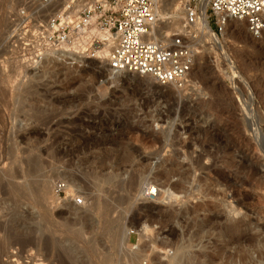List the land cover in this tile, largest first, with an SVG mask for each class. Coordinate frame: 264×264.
I'll use <instances>...</instances> for the list:
<instances>
[{
  "label": "rangeland",
  "instance_id": "rangeland-1",
  "mask_svg": "<svg viewBox=\"0 0 264 264\" xmlns=\"http://www.w3.org/2000/svg\"><path fill=\"white\" fill-rule=\"evenodd\" d=\"M16 5L17 0H0V179H5V186L0 184V251L5 246L0 264H63L67 257L46 243L57 231L74 249L68 264H137L129 253L145 244L151 252L143 261L149 264H169L171 254L181 252L190 254L193 264H256L254 260L264 258V240L250 237L255 230L245 234L250 240L241 246L227 237L207 239L197 224L203 213L226 215L225 206L235 208L242 199L240 214L248 227L264 226V35L253 38L245 23H239L225 29L226 40L223 34L219 45L206 37L189 85L175 89L134 74L111 75L106 61L83 56L41 68L21 64L6 40L8 16ZM209 127L222 136L218 157L225 156L234 167L244 157L238 171L226 169L240 192L231 196L232 191L217 184L218 200L198 194L206 177L194 164L202 154L197 141L209 136ZM209 150L214 153L213 147ZM206 157L200 166L210 165ZM32 160L38 161L37 169ZM170 166L188 171L180 190L173 188L178 175L162 177ZM111 171L112 181H106ZM16 173L19 178L3 177ZM137 174L154 183L157 195L143 194L132 178ZM57 182L69 185L60 197L53 191ZM10 185L20 191L33 185L40 196L26 192L18 200ZM172 192L178 197L168 199ZM76 199L82 202L76 204ZM208 201L212 214L199 211L198 219L190 212L179 218L183 210ZM67 224L72 230H63ZM15 228H34L36 240L28 245L12 238L2 245L5 232Z\"/></svg>",
  "mask_w": 264,
  "mask_h": 264
},
{
  "label": "built area",
  "instance_id": "built-area-1",
  "mask_svg": "<svg viewBox=\"0 0 264 264\" xmlns=\"http://www.w3.org/2000/svg\"><path fill=\"white\" fill-rule=\"evenodd\" d=\"M161 2L17 0L8 16L7 44L26 66H36L49 51L67 49L86 59L104 56L113 70L181 89L190 83L206 37L219 40L229 20L243 21L253 38L264 35V0H207L203 14L201 0H187L180 3L183 18L178 29L154 38L152 32L163 24L158 14ZM65 189L62 182L53 186L57 197ZM153 195L150 190L146 197Z\"/></svg>",
  "mask_w": 264,
  "mask_h": 264
},
{
  "label": "bare ground",
  "instance_id": "bare-ground-1",
  "mask_svg": "<svg viewBox=\"0 0 264 264\" xmlns=\"http://www.w3.org/2000/svg\"><path fill=\"white\" fill-rule=\"evenodd\" d=\"M185 1H187V0H162V2H161V5H160V7H159V9H158V14H159V19H160V22L161 23H163V24H160L159 25V28L157 29V30H154L153 32H152V36L154 37V38H157V37H159V35H163V36H166V35H169L170 34V32H172V31H174L175 29H178V27H179V25H180V23H181V20H182V18H183V11H182V8L180 9L179 7L181 6L180 5V3H182V2H185ZM206 6H207V0H201V4H200V7H199V9H200V11H201V13L203 14L204 13V11H205V8H206ZM203 19V18H202ZM206 19V17H204V20ZM239 23H244L243 21H236V20H229L228 22H227V24H226V31L229 29V27L231 28H237V26L239 25ZM225 33V32H224ZM223 33V34H224ZM223 34H222V36H223ZM227 36V32H226V34H224V36H223V39H224V41L223 42H225V40H226V36ZM209 37V36H208ZM209 40H211L214 44H217V45H219L220 44V41L219 40H216L215 38H213V37H209ZM205 46V45H204ZM228 47V46H227ZM204 49V48H203ZM202 49V50H203ZM228 50V49H227ZM103 55H105L106 56V54H107V51L105 50L104 51V53H102ZM80 57H82L81 55H79V54H77L76 52H73V51H71V50H67V49H58V50H53V51H49V52H47L46 53V55L42 58V61L41 62H39L37 65H39L40 66V68L41 67H45L46 65H49V64H51V63H56V62H58V61H62V60H64V59H66L67 60V58H69V60H74V59H79ZM86 59V58H85ZM96 59H99V60H101V61H106V59H105V57L104 56H99V57H97ZM98 60V61H99ZM17 61H19L20 63H21V61L18 59ZM22 64V63H21ZM107 64V63H106ZM36 65V66H37ZM107 66H108V64H107ZM195 67H198V66H195ZM194 70V69H193ZM108 71H109V74H111V75H118V74H121L122 72L121 71H116V70H113V69H111V68H108ZM192 73H193V71H192ZM44 123V122H43ZM49 124V123H48ZM46 125V124H45ZM42 126V125H41ZM49 126V125H48ZM48 126H46V127H48ZM43 127H45V126H43ZM221 129V128H220ZM223 129H224V127H223ZM209 136L206 138V139H202V140H200V138H199V140L197 141V143L199 144V147H201L200 148V150L202 151V154H200V155H198V157L196 158V160H195V162H194V164H195V166L196 167H198V169L199 170H203V171H205V176L204 177H206V179H205V182H204V186H205V188H204V190L202 189V188H200V190H199V192H198V194L199 195H201V197L202 198H206L207 200H211V199H214V200H218L217 199V197L219 196L218 195V192H216L215 190H214V186L216 187V185L217 184H220V185H222V186H224V187H226L227 189H229L230 191H232L231 193V196L233 195H236L237 193H239L240 191V189H239V187H238V185H237V181H235L234 179L236 178V177H234V179H232L229 175H228V171H226V169L227 168H229V167H233V169L234 168H236L235 170H239L241 167H242V164L240 165V163H244V157H241V158H239L240 160H239V163L238 164H236L235 163V167L233 166V164L232 163H230V162H228V161H225L224 160V158H225V156H222V155H220L219 157H218V153L219 152H221V147H220V145H221V137L222 136H220V132H219V130L218 129H215V128H213V127H209ZM224 131V130H223ZM207 133V132H206ZM222 134H223V132H222ZM221 134V135H222ZM86 135V134H85ZM208 135V134H207ZM224 136V135H223ZM224 138V137H223ZM81 140V139H80ZM79 140V141H80ZM227 141V139H225V142ZM225 142H223V144H225ZM234 143H236L235 141H233ZM227 144V143H226ZM233 145V144H232ZM230 146H231V144H230ZM237 146V145H236ZM209 147H213L214 148V153H211L210 152V150H209ZM75 148V147H74ZM85 148V147H84ZM229 148V147H228ZM234 148V147H233ZM232 148V149H233ZM238 148H239V145H238ZM80 149V148H79ZM79 149H78V147H77V152L79 153ZM235 149V148H234ZM233 149V150H234ZM84 150V149H83ZM228 149L227 148H224L223 149V153H226V152H228L227 151ZM68 151V150H67ZM73 152V151H72ZM88 152V151H87ZM89 153V152H88ZM126 154H128V153H126ZM227 154V153H226ZM230 154V153H229ZM231 154H233V153H231ZM236 154V153H235ZM245 154V153H244ZM57 155V154H56ZM90 155V154H89ZM92 155V154H91ZM107 155V154H106ZM122 155V154H121ZM224 155V154H223ZM61 156V155H60ZM128 156V155H127ZM203 156H207L208 158L210 157L211 158V162H210V165L209 166H207V167H202V166H200V160L203 158ZM226 156H228V155H226ZM245 156V155H244ZM88 157V156H87ZM105 157V156H104ZM125 157H126V155H125ZM206 157V158H207ZM239 157H240V155H239ZM95 158V157H94ZM97 158V157H96ZM109 158V157H108ZM127 159V158H126ZM100 160V159H99ZM102 161V160H101ZM127 161V160H126ZM235 161V160H234ZM234 161H233V163H234ZM120 162V161H119ZM218 162H220V164H222V165H224L222 168L221 167H219L218 165H219V163ZM37 163H38V161L37 160H32V165H33V168L35 169L36 167H37ZM165 163V162H164ZM89 164V163H88ZM92 164V163H91ZM104 164V163H103ZM107 164V163H106ZM109 164V163H108ZM231 164H232V166H231ZM39 165V164H38ZM221 165V166H222ZM91 166V165H90ZM100 166V165H99ZM110 167V169H113V167L111 166V165H109ZM171 167V168H170ZM167 170H165L163 173H161L162 174V177H164V179L165 178H168L172 173H174V174H176V175H178V177H179V183H177L178 185H174V189L177 191V189H181L182 188V186H183V184L185 183V182H187V181H185L186 179H188L187 178V175H188V171H186V170H183V171H180V169L178 170V169H173L172 168V166H170ZM178 168V167H177ZM37 169V168H36ZM91 169V168H90ZM89 169V170H90ZM124 169V168H123ZM73 170V169H72ZM114 170V169H113ZM198 170V171H199ZM234 170V171H235ZM92 171V170H91ZM116 171V170H115ZM123 171V170H122ZM80 172V171H79ZM126 172V171H125ZM125 172H123V173H125ZM232 172V171H231ZM247 172V171H246ZM82 173V172H81ZM230 173V172H229ZM84 174H85V172H84ZM113 174H114V172L113 171H111V172H109L107 175H105V180L106 181H112L111 179L113 178ZM116 174V173H115ZM126 174V173H125ZM81 175V174H80ZM122 175V174H121ZM237 175H238V173H237ZM241 175V174H240ZM3 176V175H2ZM84 176V175H83ZM116 176V175H115ZM141 176L142 175H140V174H137L135 177H132V178H135V180L137 181V184H139L141 187V191L143 192V194L144 193H146L147 192V194L149 193V191L150 190H153V182H145V181H141ZM241 176H243V175H241ZM240 176V177H241ZM3 177H5V178H14V179H16L17 177L19 178V175L16 173V174H12V175H5V176H3ZM104 177V176H103ZM174 177V176H173ZM239 177V176H238ZM21 178V177H20ZM94 178H96L95 176H94ZM131 178V179H132ZM177 178V177H176ZM243 178V177H242ZM3 179L4 178H1L0 179V184L2 185L5 181H3ZM241 179V178H240ZM5 180V179H4ZM152 180V179H151ZM199 180V179H198ZM201 180V179H200ZM242 180V179H241ZM2 181H3V183H2ZM247 182V181H246ZM134 183H135V181H134ZM248 183V182H247ZM5 184V183H4ZM3 184V185H4ZM7 184H10V183H8L7 182ZM136 184V183H135ZM186 184V183H185ZM189 184V183H188ZM241 184L243 185V182L241 181ZM12 185V184H11ZM11 185H10V187H11ZM119 185V184H118ZM202 185V186H203ZM241 185V186H242ZM5 186V185H4ZM8 186V185H7ZM33 186V185H32ZM31 186V187H32ZM134 186V185H133ZM219 186V185H218ZM0 187H3V186H0ZM9 187V186H8ZM12 187H13V185H12ZM10 188V192H11V194H13V196L14 197H18V200L20 199L19 198V196H21L22 194H25L26 192H29V193H32V194H34L35 196H36V198H38L39 196H40V193L39 192H36L33 188H31L30 187V185L29 186H26V187H24L23 189H21V191L20 190H17L18 188H16V189H14V188ZM15 187V186H14ZM135 187V186H134ZM20 188V187H19ZM66 188H69V185H67V183H66ZM115 188V187H114ZM186 188V187H185ZM2 190H3V188H1ZM0 189V190H1ZM6 190H8L7 188H5ZM183 189H184V187H183ZM5 191V190H4ZM154 191H155V194L157 195V189H155L154 188ZM168 191V190H167ZM167 191H164L165 193L167 192ZM220 191V190H219ZM7 192V191H6ZM221 192V191H220ZM9 193V192H8ZM113 193V192H112ZM7 194V193H6ZM146 194V195H147ZM145 195V194H144ZM165 194H162L161 196H162V198H164L163 196H164ZM10 196H12V195H10ZM160 196V195H159ZM222 196V195H221ZM16 197V198H17ZM168 199H171V198H177L178 196L176 195V194H174L173 192L172 193H170L168 196H166ZM13 198V197H12ZM15 198V199H16ZM161 198V197H160ZM234 198V197H233ZM232 198V199H233ZM239 198V197H238ZM14 199V198H13ZM23 199V198H22ZM227 199V198H226ZM16 201V200H15ZM113 201V200H112ZM221 201V203H224L225 202V200H224V196H222V199L220 200ZM17 202V201H16ZM18 203V202H17ZM89 203V202H88ZM228 202H226L225 204H227ZM230 203H232L231 201H230ZM242 203H243V200L242 199H237L236 200V206H235V208H232V204L230 205V206H228V205H226L225 206V208L227 209V212L225 213L226 215H219V214H213V215H205L204 216V213H203V218L202 219H200V220H197L198 221V228H199V233H203V234H205L206 236H207V239H208V237H216V238H219V237H225V239H226V237H227V239H228V241H230L231 240V242L232 243H237V244H239V245H241L242 246V244H244V243H246V242H248L250 239H249V237L247 238V236L245 235V234H247L248 232H251V231H253V230H255L254 232H253V235H251L250 237L252 238V237H254V238H261L262 240H264V226L263 227H260V226H254V228L253 229H250L248 226H249V224L247 225V222L244 220V217L240 214V211H241V206H242ZM95 204V203H94ZM116 204V203H115ZM72 205V204H71ZM115 206V205H114ZM217 207V206H216ZM215 207V208H216ZM74 208V207H73ZM104 209H105V211H107V210H109L110 209V207H109V205H106L105 204V206H104ZM72 210V209H71ZM70 210V211H71ZM86 210V209H85ZM113 209H111V211H112ZM213 210V207H212V205H210V201H208V202H203L202 204H198V205H196V207L192 210H183L181 213H180V219L183 217L184 218V216L186 217V214H191L190 212H192L193 214H197L199 211H203V212H207V213H210V214H212V211ZM69 211V210H68ZM69 211V212H70ZM117 211V210H116ZM218 212V211H217ZM68 213V212H67ZM72 213V212H71ZM90 213V212H89ZM107 213V212H106ZM110 213V212H109ZM113 213V212H112ZM206 213V214H207ZM65 213H60V216L61 215H64ZM113 215V214H112ZM241 215V216H240ZM68 216H70V215H68ZM111 216V215H110ZM191 216H193V215H190V217L189 218H191ZM196 216V215H195ZM197 216H198V214H197ZM79 217V216H78ZM104 217V216H103ZM113 217V216H112ZM188 217V216H187ZM88 218V217H87ZM90 218V217H89ZM107 218V217H106ZM177 218V217H176ZM196 218V217H195ZM194 218V219H195ZM198 219H199V216L197 217ZM110 219V218H109ZM185 219V218H184ZM26 220V219H25ZM63 220V219H62ZM108 220V219H107ZM114 219H112V221H113ZM149 220V219H148ZM175 220V219H174ZM186 220H187V218H186ZM185 220V221H186ZM84 221V220H83ZM87 221V220H86ZM91 221V220H90ZM109 221V220H108ZM182 221V220H181ZM16 223V222H15ZM22 223V222H21ZM178 223V222H177ZM184 224V223H183ZM196 225V224H195ZM1 226V225H0ZM18 226H19V224H18ZM183 226V225H182ZM8 226H5V229L7 228ZM12 227V226H11ZM71 227V226H70ZM69 227V225L67 224V225H64V229L63 230H66V231H70V230H72V227L70 228ZM180 227V226H179ZM91 228V227H90ZM144 228V227H143ZM149 228V227H148ZM249 230H248V229ZM2 229V228H1ZM34 229V228H33ZM33 229H29L28 231H25V232H22V230L20 231V230H18V232H17V229L15 228L14 230H13V233H11V232H9V231H6L5 232V234H4V236H3V242H2V245H4V244H7L12 238L13 239H17V240H20V241H22L23 243H25V244H28V245H30L31 243L33 244V242L36 240L35 239V234L37 235V230L35 231V230H33ZM12 231V230H11ZM57 231V230H56ZM68 233V232H67ZM175 233H176V231H174V229H168V234L169 235H175ZM191 234V233H190ZM104 235V234H103ZM195 235H197V234H195ZM204 235V236H205ZM248 236H249V234H247ZM35 236V237H34ZM168 236V235H167ZM178 236V235H177ZM201 237H203V236H201ZM67 238V237H66ZM221 239V238H220ZM223 239V238H222ZM47 241H46V243H47V246L48 247H52V248H55V250H57V252H58V254H59V256H62V253H63V257H64V255L67 257L66 258V260H70L71 258H72V256H71V252H72V247L69 245V243H68V241H66V239H65V234L63 233V231H57V232H52V234H51V236H50V238H47L46 239ZM124 240V239H123ZM192 240H193V238H192ZM216 240H218V239H216ZM256 240V239H255ZM126 241V240H125ZM223 241V240H222ZM227 241V240H226ZM83 242V241H82ZM143 242V241H142ZM151 242V241H150ZM174 242V241H173ZM218 242H219V240H218ZM125 243V242H124ZM147 243V242H146ZM211 242H209V244H210ZM220 244V243H219ZM2 245H1V247H2ZM45 245V244H44ZM124 245V244H123ZM157 245V244H156ZM223 245V244H222ZM234 245H236V244H234ZM180 246V245H179ZM4 248H5V246H3ZM35 247H36V244H35ZM47 247V248H48ZM153 247L155 248V245H153V246H151V248L153 249ZM165 247V246H164ZM223 247V246H222ZM221 247V248H222ZM224 247H225V245H224ZM227 247L228 246H226V249H227ZM231 247V246H230ZM237 247H238V245H237ZM240 247V246H239ZM3 248V249H4ZM9 248V247H8ZM46 248V249H47ZM72 248V249H71ZM92 248V247H91ZM174 248V247H173ZM220 248V247H219ZM1 249V248H0ZM2 249V250H3ZM95 249V248H94ZM156 249V248H155ZM179 249V248H178ZM207 249V248H206ZM225 249V250H226ZM1 250V251H2ZM74 250V249H73ZM219 250H221V249H219ZM261 250V249H260ZM1 251H0V253H1ZM148 251H149V253L151 252L150 251V247L149 246H146V244L145 245H143L141 248H139V249H134L133 251H131L129 254H130V256H131V258H136L135 260H137L136 261V263L137 264H140V263H142V261H143V259H144V257H147V256H149V255H145V253L147 252L148 253ZM217 251H218V249H217ZM217 251H216V253H217ZM224 251V248H223V250L221 251V252H223ZM230 251V250H229ZM153 252V251H152ZM198 252V251H197ZM225 252V251H224ZM261 251H258V253H260ZM73 253V252H72ZM75 253H76V251H75ZM166 253H167V251H166ZM203 253V252H202ZM256 253H257V251H256ZM257 253V254H258ZM262 253V252H261ZM3 254V253H2ZM204 254V253H203ZM263 254V253H262ZM262 254H259V256L260 255H262ZM128 255V254H127ZM172 256H171V258H170V261H169V264H193L192 262H191V258L190 257H192V256H189V255H186V253H184V252H181L180 254L178 253H173V254H171ZM218 255V254H217ZM216 255V256H217ZM197 256V255H196ZM220 256V255H219ZM222 256V255H221ZM230 256V255H229ZM256 256H258V255H256ZM258 256V257H259ZM74 257V256H73ZM78 257V256H77ZM88 257V256H87ZM167 257V256H166ZM207 257V256H206ZM218 257V256H217ZM228 257V256H227ZM232 257H233V255H232ZM260 257H262V256H260ZM259 257V258H260ZM19 258V257H18ZM205 258V257H204ZM222 258H224V257H222ZM64 259V258H63ZM63 259H61V262L63 263V264H68L67 262L68 261H66V260H63ZM157 258H155V260H156ZM207 259V258H206ZM205 259V260H206ZM209 259H210V257H209ZM209 259H208V261H209ZM221 259V258H220ZM233 259V258H232ZM237 259V258H236ZM243 259V258H242ZM90 260V259H89ZM203 260V259H202ZM204 260V261H205ZM234 260V259H233ZM244 260V259H243ZM134 261V260H133ZM132 261V262H133ZM158 261V260H157ZM213 261V260H212ZM212 261H211V263H212ZM219 261H221V262H223L224 260H219ZM16 263H18L19 264V261L18 260H16L15 261ZM72 262H73V260H72ZM228 262V261H227ZM254 262L256 263V264H264V258L262 257L261 259H259V260H254ZM73 263H75V262H73ZM204 263V262H203ZM210 263V264H211ZM233 263H234V261H233ZM157 264H161V263H159V262H157ZM198 264H202V263H199L198 262ZM216 264V263H215ZM220 264V263H219ZM232 264V263H231Z\"/></svg>",
  "mask_w": 264,
  "mask_h": 264
},
{
  "label": "water",
  "instance_id": "water-1",
  "mask_svg": "<svg viewBox=\"0 0 264 264\" xmlns=\"http://www.w3.org/2000/svg\"><path fill=\"white\" fill-rule=\"evenodd\" d=\"M132 126V125H131Z\"/></svg>",
  "mask_w": 264,
  "mask_h": 264
}]
</instances>
